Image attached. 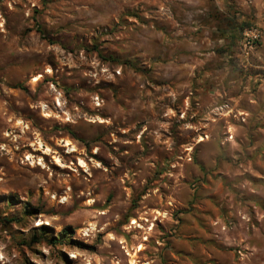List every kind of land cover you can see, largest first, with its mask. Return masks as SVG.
Masks as SVG:
<instances>
[{
	"label": "rangeland",
	"instance_id": "1",
	"mask_svg": "<svg viewBox=\"0 0 264 264\" xmlns=\"http://www.w3.org/2000/svg\"><path fill=\"white\" fill-rule=\"evenodd\" d=\"M0 264H264V0H0Z\"/></svg>",
	"mask_w": 264,
	"mask_h": 264
},
{
	"label": "trees",
	"instance_id": "2",
	"mask_svg": "<svg viewBox=\"0 0 264 264\" xmlns=\"http://www.w3.org/2000/svg\"><path fill=\"white\" fill-rule=\"evenodd\" d=\"M235 27H237V26H235ZM237 28H238V27H237ZM235 29H236V28H235ZM241 30H242V27L240 26V27H239V32H240ZM233 31H234V29H233ZM40 230L43 231V232L45 233V231L47 230V228H45V227H41Z\"/></svg>",
	"mask_w": 264,
	"mask_h": 264
},
{
	"label": "bare ground",
	"instance_id": "3",
	"mask_svg": "<svg viewBox=\"0 0 264 264\" xmlns=\"http://www.w3.org/2000/svg\"><path fill=\"white\" fill-rule=\"evenodd\" d=\"M69 145V144H68ZM80 164L82 165V163L80 162Z\"/></svg>",
	"mask_w": 264,
	"mask_h": 264
}]
</instances>
